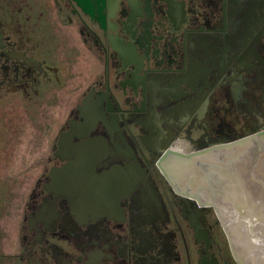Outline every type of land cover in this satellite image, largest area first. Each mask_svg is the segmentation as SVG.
<instances>
[{
	"label": "flooded vegetation",
	"instance_id": "1",
	"mask_svg": "<svg viewBox=\"0 0 264 264\" xmlns=\"http://www.w3.org/2000/svg\"><path fill=\"white\" fill-rule=\"evenodd\" d=\"M12 113L39 125L26 153ZM263 149L264 0H0V177L24 161L27 184L8 264H248L226 205Z\"/></svg>",
	"mask_w": 264,
	"mask_h": 264
},
{
	"label": "rangeland",
	"instance_id": "2",
	"mask_svg": "<svg viewBox=\"0 0 264 264\" xmlns=\"http://www.w3.org/2000/svg\"><path fill=\"white\" fill-rule=\"evenodd\" d=\"M71 50V49H70ZM73 51V50H72ZM85 51V50H84ZM91 53V52H90ZM85 55L83 61V65L79 64L78 60L76 59V55L71 56V60L67 61L70 66L73 67L74 71L70 73V77L78 79V72L75 69L79 68L86 69L88 64H90L91 60L95 61L92 56ZM63 60H60L62 63ZM61 66L65 67V65ZM85 65V66H84ZM85 73V72H84ZM84 73L80 74L83 76ZM66 73L63 74V77L66 78ZM64 85V84H63ZM62 85V86H63ZM61 86V87H62ZM66 89V94L61 92L59 94L60 101L64 102L59 103L56 100L54 103L51 101L50 103L52 106H55L59 103L60 106V113L55 118L53 115H49V120L46 124V121H43L42 127L46 128L49 132L56 127L57 124H60L64 117L65 113L63 112V106L68 104L70 101L68 100L72 95V90H68L67 86H63ZM74 93V91H73ZM75 95V93H74ZM58 98V99H59ZM63 99V100H62ZM7 119V120H6ZM10 120V121H9ZM17 122L14 123V121ZM21 124H18V122ZM7 122V125H5ZM57 122V124H56ZM1 125L3 129V139L9 144L10 142L14 141H21L23 145H20L19 152L26 153L25 147L29 146L30 139H36L38 132H39V125L38 123L34 126V124L26 121V118H22V115L12 113L9 115H4L1 119ZM30 127V128H28ZM29 130V131H28ZM34 130V132L32 131ZM33 132V135L30 132ZM17 144V143H16ZM24 144H26L24 146ZM32 145H36L35 142ZM32 154H28L29 156L38 155L40 152L37 148L31 149ZM13 155H22L21 153L14 152ZM253 162H252V175H251V182L252 188L248 190V188L243 185L240 186L241 190L232 191L227 208L230 210V219L234 221L235 230L239 235V239L243 242L247 243V249H250V253L244 250L243 258L248 264H264V149L262 151L253 150ZM257 157V158H256ZM21 163L14 162L13 168L10 173L3 172L1 170V177H0V248H4L8 250L12 247H19V228L17 223H14L16 219V214L18 212V205L19 200L24 195L27 184L24 182L25 175L21 172L20 164H24V161H20ZM223 213V212H222ZM221 213V214H222ZM12 214L13 219H9L10 215ZM11 259H6L4 257L0 258L1 264H8L12 262Z\"/></svg>",
	"mask_w": 264,
	"mask_h": 264
},
{
	"label": "water",
	"instance_id": "3",
	"mask_svg": "<svg viewBox=\"0 0 264 264\" xmlns=\"http://www.w3.org/2000/svg\"><path fill=\"white\" fill-rule=\"evenodd\" d=\"M172 67L170 68L168 65H166V70H167V72H171V71H174L175 70V68H174V64L173 65H171ZM165 91L167 92V90L165 89ZM137 92V91H136ZM168 93V92H167ZM138 94V93H137Z\"/></svg>",
	"mask_w": 264,
	"mask_h": 264
}]
</instances>
